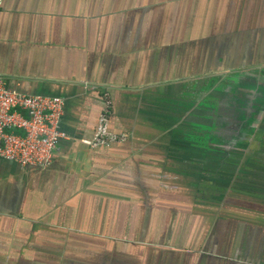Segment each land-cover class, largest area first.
<instances>
[{
	"label": "crops",
	"instance_id": "obj_1",
	"mask_svg": "<svg viewBox=\"0 0 264 264\" xmlns=\"http://www.w3.org/2000/svg\"><path fill=\"white\" fill-rule=\"evenodd\" d=\"M0 74L67 134L0 159V264H264V0H3Z\"/></svg>",
	"mask_w": 264,
	"mask_h": 264
},
{
	"label": "built area",
	"instance_id": "obj_2",
	"mask_svg": "<svg viewBox=\"0 0 264 264\" xmlns=\"http://www.w3.org/2000/svg\"><path fill=\"white\" fill-rule=\"evenodd\" d=\"M3 0H0V8ZM60 96L28 94L7 86L0 74V157L21 166L48 168L54 161L59 141L67 134L60 129L64 112ZM112 101L105 93L96 132L83 141L92 147H107L124 140L111 130Z\"/></svg>",
	"mask_w": 264,
	"mask_h": 264
},
{
	"label": "water",
	"instance_id": "obj_3",
	"mask_svg": "<svg viewBox=\"0 0 264 264\" xmlns=\"http://www.w3.org/2000/svg\"><path fill=\"white\" fill-rule=\"evenodd\" d=\"M0 159L5 160V161L14 162V163L18 164L19 166H21V164H19V163H18L17 161H15V160L6 159V158H3V157H0ZM24 167H29V166H24Z\"/></svg>",
	"mask_w": 264,
	"mask_h": 264
},
{
	"label": "rangeland",
	"instance_id": "obj_4",
	"mask_svg": "<svg viewBox=\"0 0 264 264\" xmlns=\"http://www.w3.org/2000/svg\"><path fill=\"white\" fill-rule=\"evenodd\" d=\"M98 125V124H97ZM96 128H97V126H96ZM96 128H95V131H94V133L96 132ZM94 135V134H93ZM124 137H125V135H123Z\"/></svg>",
	"mask_w": 264,
	"mask_h": 264
}]
</instances>
